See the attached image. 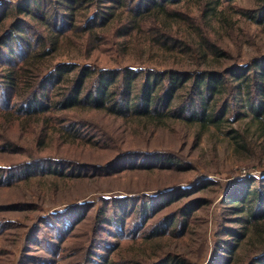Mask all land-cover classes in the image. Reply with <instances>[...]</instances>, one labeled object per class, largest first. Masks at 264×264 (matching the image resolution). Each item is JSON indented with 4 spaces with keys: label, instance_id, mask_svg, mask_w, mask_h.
<instances>
[{
    "label": "trees",
    "instance_id": "obj_1",
    "mask_svg": "<svg viewBox=\"0 0 264 264\" xmlns=\"http://www.w3.org/2000/svg\"><path fill=\"white\" fill-rule=\"evenodd\" d=\"M242 1H0V153L15 156L0 164V189L29 181L42 194L54 178L110 192L39 215L28 241L44 253L27 264H193L201 255L182 241L221 190L231 224L217 225L207 264H264V0ZM84 112L130 130L121 139ZM176 128L179 149L132 145L137 132ZM182 130L196 148L212 130L226 136L233 158L216 169L233 175L226 188L183 153ZM125 166L163 178L138 192L103 185ZM19 210L46 212L37 201L0 203ZM17 223L0 218V239ZM85 223L70 260L63 242Z\"/></svg>",
    "mask_w": 264,
    "mask_h": 264
},
{
    "label": "rangeland",
    "instance_id": "obj_2",
    "mask_svg": "<svg viewBox=\"0 0 264 264\" xmlns=\"http://www.w3.org/2000/svg\"><path fill=\"white\" fill-rule=\"evenodd\" d=\"M241 3L249 4L250 1L243 0ZM242 23H244V21ZM251 27L254 29L259 28L255 25H249V29H251ZM231 47L235 52L238 50V45H231ZM88 113L84 112L83 116H88L90 118L92 117L93 121L104 125L107 130L121 139L125 138V135L128 134V131L130 130V128L127 125H124L122 122L106 118L101 113ZM94 130L96 133H98L96 129ZM185 131L187 130H182V133L186 134L185 137H183L185 138V143L182 144L183 153L190 156V159L192 160L197 158L202 163H204L207 169H202L200 172H208V170H211V172L215 173L212 174L214 177L218 179L221 178V181L223 182L222 188H226L227 185L233 181V175L224 171H221V173H219L220 171H216V169L219 167L218 165L221 163L229 165L233 158L231 145L226 136L218 131L212 130L204 135L200 146L196 148L191 144V142L189 143L191 136L189 134L190 131L187 133H185ZM22 133L23 132L20 130L13 129L8 134L11 138L15 139L16 141L18 140L20 145L32 147V138H28L29 135L27 133ZM180 139L181 137L178 138L177 128L167 129L163 132H159L155 137H143V135L137 132V135L132 139V145L166 147L173 143L174 146H179V149L181 146V143H179ZM261 142V139H259L258 143L261 144ZM255 155L256 153H253L252 157H255ZM14 158L15 156L12 154L0 153V164H6L7 161L13 160ZM129 169L132 168L130 166H125L124 169H122L125 171L118 173L111 182H105L103 185L109 186L110 189L114 190L122 189L136 191L137 188H144L145 184L148 188H153L157 185L156 183L163 178V175H159V177H157V175H152L151 173H140V171L144 170L134 171ZM244 171L245 170H242L241 173L245 174L246 172ZM235 173H238V171ZM41 184L45 185L44 193L42 194H39L36 186L31 184L29 181L22 182L21 185L12 187L8 190L0 189V203L11 202L16 204L17 202L22 203L24 200L37 201L40 202L43 208L46 210V212H29L19 210L17 213H12L10 211H0V218H8L13 222L18 221L17 226L11 227L0 239L1 248L5 247L7 250L5 257H0V264H27V262L32 261L34 257L44 253V250L41 246L30 244L28 241V237L31 234L33 238L39 237L37 232L32 231V227L37 221L39 215L65 208L68 204L74 203V199L80 195H83L82 197H85L86 199H93L102 193H110L106 192L104 189L98 192H93V189L96 187L94 184L87 185L82 183L80 185L68 187L61 180L54 178H50L46 180V182L42 181ZM53 184L58 191H50ZM222 192L223 191L221 190L219 194L214 197V200L210 205H205L200 208L191 226L192 231L190 235L185 237V239L182 241L183 249L189 252L191 256H193V252L195 254L201 255L200 259L195 261L193 264L208 263L210 252L214 247L216 242L215 240L218 238V235H216V232H218L216 229L217 225L221 222H223V224H231L227 222V220L231 219L229 214H227V210L225 209L226 205H221ZM32 214L33 217H31ZM90 227L91 223H85L78 228L76 238L63 242V244L68 249L70 256H72L70 257V260H74L80 255V252L76 250L75 244H86L85 241L88 237L87 234L90 231ZM31 256L33 257L30 258ZM192 261H194V259H192Z\"/></svg>",
    "mask_w": 264,
    "mask_h": 264
}]
</instances>
